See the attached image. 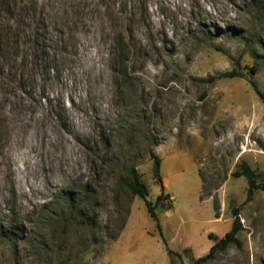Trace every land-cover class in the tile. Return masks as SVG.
Wrapping results in <instances>:
<instances>
[{
	"label": "rangeland",
	"instance_id": "374dc122",
	"mask_svg": "<svg viewBox=\"0 0 264 264\" xmlns=\"http://www.w3.org/2000/svg\"><path fill=\"white\" fill-rule=\"evenodd\" d=\"M262 14L252 0H0V264H193L233 209L241 244L202 264H264V189L248 199L233 175L264 171ZM229 71L242 76L202 80ZM132 167L148 199L164 191L161 232L123 185Z\"/></svg>",
	"mask_w": 264,
	"mask_h": 264
},
{
	"label": "trees",
	"instance_id": "16d2710c",
	"mask_svg": "<svg viewBox=\"0 0 264 264\" xmlns=\"http://www.w3.org/2000/svg\"><path fill=\"white\" fill-rule=\"evenodd\" d=\"M15 4V3H14ZM252 4L255 6L257 11H259V18L262 20L263 19V14L264 13V0H252ZM250 72L252 74H255L257 72V67L252 66L250 68ZM242 76L241 73L236 72V71H229V72H223L219 75L216 76H211L207 79H202L205 82H214L217 79L220 78H227V77H234V76ZM256 93L264 99V93L258 89L256 82L251 81ZM151 157L154 161L153 164V173L155 178L160 183L161 189H164V185L162 182V177H161V158L158 154L155 153L154 150L151 149L150 151ZM130 177L127 179H123V185L128 188L134 195L142 198L144 200V203L146 205L147 211L150 215V217L156 221L157 227L159 231L161 232V225L159 223V218L158 214L156 212V207L157 205L163 200L164 198V191H162L157 197L155 201H152L148 199L149 196V190L147 185L142 181L141 176L138 172V170L135 167L131 168L130 171ZM234 176L240 177V176H245L247 181H248V199H250L253 196L254 190L257 188H262L264 189V183L262 184L259 182L260 177H264V171L262 172H257L254 169L250 167V165L247 162H242L237 170L234 171L233 173ZM83 196H87L84 194ZM67 200H69L71 203L72 201L75 200V197L72 196L71 194H68L66 196ZM233 214H234V220L232 222V227L231 229L225 233V235L222 238H219L215 241V243L211 246L209 252L204 255L200 256L197 259L193 261V264H202L204 262H207L209 260H212L216 257L217 253L224 251L230 244H237L240 245L241 241L238 238L237 234L242 228V224L239 218V212L238 209H233ZM219 217V215H217ZM117 235H115L113 238H116ZM209 237L211 238V233L209 234Z\"/></svg>",
	"mask_w": 264,
	"mask_h": 264
}]
</instances>
